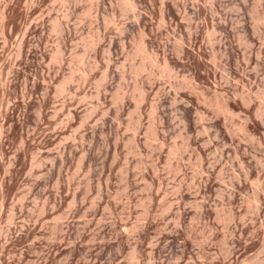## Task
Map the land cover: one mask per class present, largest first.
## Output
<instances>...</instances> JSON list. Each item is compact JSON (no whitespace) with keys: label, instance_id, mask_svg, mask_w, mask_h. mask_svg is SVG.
Here are the masks:
<instances>
[{"label":"rangeland","instance_id":"rangeland-1","mask_svg":"<svg viewBox=\"0 0 264 264\" xmlns=\"http://www.w3.org/2000/svg\"><path fill=\"white\" fill-rule=\"evenodd\" d=\"M0 264H264V0H0Z\"/></svg>","mask_w":264,"mask_h":264},{"label":"bare ground","instance_id":"bare-ground-1","mask_svg":"<svg viewBox=\"0 0 264 264\" xmlns=\"http://www.w3.org/2000/svg\"><path fill=\"white\" fill-rule=\"evenodd\" d=\"M227 106V105H226ZM222 108V107H221ZM228 112V111H227Z\"/></svg>","mask_w":264,"mask_h":264}]
</instances>
